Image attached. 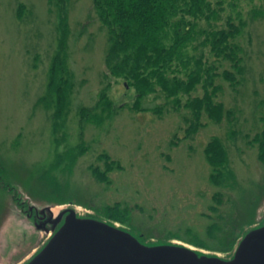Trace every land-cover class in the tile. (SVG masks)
<instances>
[{
  "label": "rangeland",
  "instance_id": "obj_1",
  "mask_svg": "<svg viewBox=\"0 0 264 264\" xmlns=\"http://www.w3.org/2000/svg\"><path fill=\"white\" fill-rule=\"evenodd\" d=\"M223 2L216 29L226 28L230 18L246 23L237 40L241 84L216 80V101L234 111V120L215 124L204 114L205 127L189 137V110H176L155 94L137 107L135 89L109 73L107 32L94 0H0V264H26L51 236L37 230L15 193L39 209L56 205L55 215L74 207L81 216L102 220L104 206L123 203L131 209V227L125 228L148 242L190 245L185 241L196 237L212 243L207 227L213 219L228 231L244 223L237 234L263 222L264 167L249 142L263 129L264 0ZM204 28L210 30L204 24L198 29ZM200 38L198 44L206 35ZM62 43L63 78L67 72L72 86L63 110V80L55 83ZM204 52L220 72L233 71L229 62ZM202 94L198 88L193 96ZM213 137L225 144L237 178L224 190L230 201L222 207L224 220L208 209L218 190L209 183L204 155ZM103 153L124 168L110 175V186L91 174V167L104 168ZM190 246L224 258L233 253Z\"/></svg>",
  "mask_w": 264,
  "mask_h": 264
},
{
  "label": "trees",
  "instance_id": "obj_2",
  "mask_svg": "<svg viewBox=\"0 0 264 264\" xmlns=\"http://www.w3.org/2000/svg\"><path fill=\"white\" fill-rule=\"evenodd\" d=\"M55 1L65 4L67 0ZM223 3V0H217L215 3L212 0H94L97 17L107 32L108 50L105 55V66L109 73L126 81L135 89L138 97L137 107H140L143 99L155 94L164 97L168 104L172 102L176 110L180 107L189 110L192 117L185 118L190 124L187 129L189 137L205 127L202 123L204 114L215 124H220L225 118L229 122L234 120V111L226 109L223 103L216 101L221 90L220 86L216 85V80L224 79L233 87L241 84L242 79H238L244 73L243 50L237 40L242 35L246 23L240 21L239 25H236L230 18L226 28L216 29L214 23L221 19ZM202 24L210 30L198 29ZM203 33L206 38L198 44ZM62 45L58 54L60 60L55 66L58 68L55 83L59 77L63 80L59 90L63 110L72 86L67 72L63 78L62 54L65 45L64 43ZM200 46L203 48L200 54L193 55L191 50L199 51ZM206 48L218 62H229L233 71L220 72L221 65L217 66L207 60L204 52ZM198 88L203 90V94L193 96ZM261 105L264 106V102ZM157 109L158 113L162 112V108ZM143 110L146 109L140 111ZM261 121L263 129L249 143L257 149L258 161L264 167V116ZM98 122L101 123L102 120L99 119ZM204 155L210 167L209 183L218 189L212 195L208 209L217 218L224 220L222 207L230 202L224 190L232 188L237 178L230 167L228 150L219 137H213L208 142ZM99 160L103 162L104 168L91 167V174L99 183L110 186L112 185L110 175L116 171H123L124 168L107 153L101 154ZM4 188L10 189L9 184H5ZM17 195L15 193L14 200L19 204ZM103 209L106 221L131 227L129 220L131 209L128 206L117 202L111 206H104ZM243 224L235 223L234 229L228 231L213 219L207 227V235L212 239V243L196 237L184 241L202 250L229 253L234 251L239 239L248 230L243 231V234H237L239 228L243 229ZM248 225L250 229L256 223ZM180 237L174 236L175 239H182ZM138 238L148 242L142 235Z\"/></svg>",
  "mask_w": 264,
  "mask_h": 264
},
{
  "label": "water",
  "instance_id": "obj_3",
  "mask_svg": "<svg viewBox=\"0 0 264 264\" xmlns=\"http://www.w3.org/2000/svg\"><path fill=\"white\" fill-rule=\"evenodd\" d=\"M26 212L38 231L51 234L47 244L26 264H264L263 222L248 229L232 255L224 258L175 242H143L118 223L81 216L69 207L57 215L56 205L41 209L29 200Z\"/></svg>",
  "mask_w": 264,
  "mask_h": 264
},
{
  "label": "flooded vegetation",
  "instance_id": "obj_4",
  "mask_svg": "<svg viewBox=\"0 0 264 264\" xmlns=\"http://www.w3.org/2000/svg\"><path fill=\"white\" fill-rule=\"evenodd\" d=\"M34 216V214L33 213H30V218H32Z\"/></svg>",
  "mask_w": 264,
  "mask_h": 264
}]
</instances>
